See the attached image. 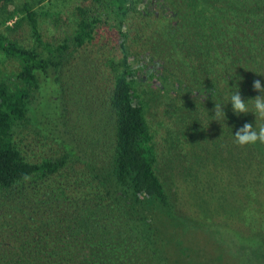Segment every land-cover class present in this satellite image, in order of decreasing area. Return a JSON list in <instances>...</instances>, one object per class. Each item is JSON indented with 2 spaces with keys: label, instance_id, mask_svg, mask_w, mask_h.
<instances>
[{
  "label": "trees",
  "instance_id": "trees-1",
  "mask_svg": "<svg viewBox=\"0 0 264 264\" xmlns=\"http://www.w3.org/2000/svg\"><path fill=\"white\" fill-rule=\"evenodd\" d=\"M76 1L70 35L55 42L45 39L41 22L66 23L58 13L25 3L22 19L0 22V264H209L194 257L184 237L203 225L180 209L159 174L158 145L139 86H178L201 98L213 116L215 103L224 105L225 117H214V124L226 133L212 150L219 157L233 154L239 146L233 135L245 123L255 128L256 117L235 114L230 95L239 89L248 102L261 95L254 80L264 87V0H166L159 18L144 0ZM172 10L180 18L174 36L180 52L194 60L193 70L167 65L172 60L163 50L169 48L152 52L160 50V29L172 24ZM111 21L123 57L107 61L114 85L103 121L110 142L98 159L72 135L69 143L61 138L60 127L67 125L59 86L70 50L93 43ZM23 28L31 32L29 47L21 42ZM50 81L57 93L47 91ZM31 126L64 150L33 160L22 143ZM241 148L264 161V144ZM262 218L252 241L257 246L244 248L253 252V264H264ZM225 258L217 255V262Z\"/></svg>",
  "mask_w": 264,
  "mask_h": 264
},
{
  "label": "rangeland",
  "instance_id": "rangeland-1",
  "mask_svg": "<svg viewBox=\"0 0 264 264\" xmlns=\"http://www.w3.org/2000/svg\"><path fill=\"white\" fill-rule=\"evenodd\" d=\"M76 2L11 0L7 5H0V22L7 17L9 24L22 19L25 3L38 12L58 13L66 23L56 24L50 19L41 22L45 39L55 42L70 35V17ZM152 5L158 18L168 9L166 0H149L147 6ZM171 17H174L172 24L161 26L160 50L152 52H166L172 60L169 66L180 69L188 65L193 70L194 60L180 52V41L174 36L180 34L179 30L174 31L180 27V18L175 11ZM113 24L111 21L97 30L100 34L93 43L81 49L72 48L60 77L61 107H64L67 125L65 129L60 127L61 138L69 143L68 137L72 135L82 144L84 153L98 159L105 157L104 146L110 142L109 137H105L108 127L103 121L114 85L107 61L123 57ZM19 32L21 42L29 47L30 30L23 28ZM162 48H169L172 53ZM176 48L178 52L174 51ZM47 88V91L58 92V85L53 81ZM177 88L159 81H145L139 86V92L158 145L159 174L168 190L175 194L180 209L203 225L191 229L190 234L184 236L186 242L192 247L195 258L209 260V264H253L255 256L250 251L257 244L252 245V241L257 238L255 229L264 216V161L247 157L239 146H234L233 154L216 156L212 149L220 144L221 135L226 133L224 128L214 124L216 119L201 98ZM34 100L33 104L37 105L40 98ZM26 132L29 136L22 143L33 160L58 156L64 150L61 144L45 139L32 126L27 127ZM21 137L23 139L24 135ZM22 139L19 136L18 141ZM248 245L252 249L247 253L244 248L248 249ZM217 255L226 256L224 262H217Z\"/></svg>",
  "mask_w": 264,
  "mask_h": 264
},
{
  "label": "clouds",
  "instance_id": "clouds-1",
  "mask_svg": "<svg viewBox=\"0 0 264 264\" xmlns=\"http://www.w3.org/2000/svg\"><path fill=\"white\" fill-rule=\"evenodd\" d=\"M252 87L254 91L261 93V95L245 102L241 97L239 89L237 88L238 90L232 93L229 98V102L231 103L235 114L240 115L253 113L256 117L255 128H253L251 123H245L236 131L235 135H233L235 143L241 147L255 145L257 143L264 144V123H257L259 120H264V87L261 86L260 80H254ZM250 103L253 109L251 112L249 111ZM223 108L224 105L215 103V107L213 109L215 118L225 117Z\"/></svg>",
  "mask_w": 264,
  "mask_h": 264
},
{
  "label": "flooded vegetation",
  "instance_id": "flooded-vegetation-1",
  "mask_svg": "<svg viewBox=\"0 0 264 264\" xmlns=\"http://www.w3.org/2000/svg\"><path fill=\"white\" fill-rule=\"evenodd\" d=\"M147 2H149V0H144V3H143V4L146 5ZM153 9H154V7H153V5H152V6L150 7L149 11L152 12Z\"/></svg>",
  "mask_w": 264,
  "mask_h": 264
}]
</instances>
